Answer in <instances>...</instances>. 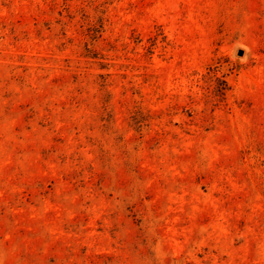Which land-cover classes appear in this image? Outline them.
Here are the masks:
<instances>
[{
	"label": "rangeland",
	"instance_id": "1",
	"mask_svg": "<svg viewBox=\"0 0 264 264\" xmlns=\"http://www.w3.org/2000/svg\"><path fill=\"white\" fill-rule=\"evenodd\" d=\"M0 264H264V0H0Z\"/></svg>",
	"mask_w": 264,
	"mask_h": 264
},
{
	"label": "water",
	"instance_id": "2",
	"mask_svg": "<svg viewBox=\"0 0 264 264\" xmlns=\"http://www.w3.org/2000/svg\"><path fill=\"white\" fill-rule=\"evenodd\" d=\"M240 53H242V50L241 49L238 50V54H240Z\"/></svg>",
	"mask_w": 264,
	"mask_h": 264
}]
</instances>
